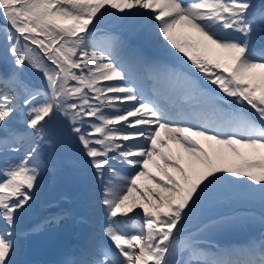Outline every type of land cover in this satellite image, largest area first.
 Segmentation results:
<instances>
[{
    "label": "snow or ice",
    "instance_id": "6c2138e0",
    "mask_svg": "<svg viewBox=\"0 0 264 264\" xmlns=\"http://www.w3.org/2000/svg\"><path fill=\"white\" fill-rule=\"evenodd\" d=\"M0 17V264H22L19 222L62 170L90 178L95 216L65 264H264V232L203 239L236 217L185 229L227 187L264 207V0H0ZM110 18L186 60L162 77Z\"/></svg>",
    "mask_w": 264,
    "mask_h": 264
},
{
    "label": "rangeland",
    "instance_id": "374dc122",
    "mask_svg": "<svg viewBox=\"0 0 264 264\" xmlns=\"http://www.w3.org/2000/svg\"><path fill=\"white\" fill-rule=\"evenodd\" d=\"M3 23V18L0 17V24ZM108 27L111 30L122 34L128 42L129 39L132 38V36L128 33L129 30L127 26H118L117 24H115L114 20H111V18ZM210 59H215V57H211ZM37 77L38 74L31 72V70L26 73L27 79L32 80L36 84H39L40 80L37 79ZM127 131L132 130L127 129ZM241 151L243 152V150ZM66 155L77 160L80 159V155L77 151H75V149L70 150L68 153H66ZM125 171H128V169H125ZM62 172L63 170L58 171L55 174H49L44 178L40 189L41 195L39 194L38 198L35 200L36 203L32 204L31 209L27 213H32L28 218H39L42 216V214H46V210L49 208L51 209L50 212H56L55 214L68 212L71 214L70 218L61 220L59 223L55 222L54 220H51L47 224L45 223L39 232L33 233L34 235L31 237V240H28L29 238H27L26 240L23 239L24 241L22 240L21 243L24 247H21L20 253L21 250H23L24 252L26 250L28 251L31 248L30 250H32L33 253L40 255V253L42 252L40 251L39 246H41V248L45 245L47 246L46 243L48 241H46L45 239H39L44 236L49 241H51L53 239L51 237L53 236V234H47V231H53L55 227L54 225H56L57 227L55 229H61V231H64V229H68L71 226L80 229L81 226L79 224L81 223L79 218L87 217L86 213L88 209L91 208L90 198L92 197V193L89 190L90 178H88L83 172L79 174V178H77V176L74 174L73 178L82 186V191L77 195H71L70 197L66 193L65 188L59 183ZM40 198L43 199V204H40V206H38L37 203ZM61 202H63L64 207H62V209L60 208L59 211L61 212H59L56 207L59 206ZM39 208L40 210H38ZM222 216L236 217L237 221L230 225H213L212 227H210L203 233V239L206 243L215 244L220 247L243 245L253 238H259L261 232H264V222H262L261 219L262 217H264V207L261 206L259 194L254 191H249L248 189L232 187L218 190L213 201L210 204L206 205L202 210L198 211V213L186 224L185 229L188 232L195 233L199 228L208 223L211 219H217ZM48 217H51V215ZM84 225L89 226L88 224ZM24 254L25 253L19 254L18 259H20ZM39 257L42 258L41 255Z\"/></svg>",
    "mask_w": 264,
    "mask_h": 264
},
{
    "label": "bare ground",
    "instance_id": "6f19581e",
    "mask_svg": "<svg viewBox=\"0 0 264 264\" xmlns=\"http://www.w3.org/2000/svg\"><path fill=\"white\" fill-rule=\"evenodd\" d=\"M114 22L118 26L122 25V26H127L128 27V30H129L128 33L132 36V38H130L129 40L136 43V45L134 47H136L139 50H141L142 52L146 53L152 60H154L156 62V65H157V69L156 70L159 73V75H161L162 77L171 68L179 66V62L177 61L176 56H180V57H182L183 59L186 60V57H183L181 53H176V55L173 56L167 50L161 48L156 43V37L155 36L149 38V37L145 36L139 29H136V28L132 27L131 25H129V24L123 22V21L114 20ZM174 35H175V38L181 43H185V42L192 43V44L196 43V35L191 29H188V28L180 29V28H178L174 32ZM172 52H175V50L172 49ZM209 58H211V57H209ZM106 83H108V82H106ZM128 143H132V142L130 141ZM243 151H247V150H243ZM149 171L154 173L153 175L156 176L157 180H160L161 182H163V177L158 172H156V170L154 168L150 167ZM138 186L143 189L145 187H154V184L151 181H149V180H141V181H138ZM42 200L43 199L40 198V200L38 201L39 203H37L38 206H40V204L41 205L43 204ZM35 203H36V201L33 204H35ZM62 207H64L63 202H61L59 204V206L56 207V209L59 210L60 208L62 209ZM50 210L51 209H49L48 212L46 214L44 213L43 215H45V217L49 216L48 213H49ZM86 215H87V217L90 220H94L95 219V216L93 215L92 207L88 209ZM21 222H23V218H21V220L19 222V225H20ZM79 225L81 226L80 229H77V227H74V226L72 227L71 226L68 229H64V231L63 230L61 231V229H55L57 227H56V225H54L55 227H54L53 231H51V232H50V230L47 231L48 232L47 234H51V235L53 234V236H51L53 239L51 241H49L44 236H42L41 239H39V240L45 239L46 241H48L46 243L47 246L45 245L42 248H41V246H39L40 247V251L42 252V253H40V255L42 256V260H38V257L40 255H37L36 253H33V251L30 250L31 248L28 251L27 250L24 251L23 253H26V254H28V256H31V257L35 256L37 258V261L40 262V264H43V262L46 261V260L50 261L53 258H56V262L58 264H65V259L66 258L69 259L70 256L69 257L66 256L64 251L66 250V253H67V251L70 250V248L72 246V242L74 241L73 237H72L73 233L75 235L77 234L78 237L81 238V231L86 230V231H88V233L90 231V227L89 226H85L84 223H81ZM83 225H84V227H83ZM19 229H20V226H19ZM32 234H33V232L29 235V239L28 240H31ZM85 237L86 236H84V238H82V239L84 240ZM21 242H22V239H19L20 249H21V247H24ZM38 242H40V241H38ZM42 242H44V241H42Z\"/></svg>",
    "mask_w": 264,
    "mask_h": 264
},
{
    "label": "water",
    "instance_id": "95a60500",
    "mask_svg": "<svg viewBox=\"0 0 264 264\" xmlns=\"http://www.w3.org/2000/svg\"><path fill=\"white\" fill-rule=\"evenodd\" d=\"M74 174L71 170L63 171L62 176L60 177V182L64 186L67 193L71 196L77 194L82 190V186L73 178Z\"/></svg>",
    "mask_w": 264,
    "mask_h": 264
},
{
    "label": "trees",
    "instance_id": "16d2710c",
    "mask_svg": "<svg viewBox=\"0 0 264 264\" xmlns=\"http://www.w3.org/2000/svg\"><path fill=\"white\" fill-rule=\"evenodd\" d=\"M242 191H244V190H242Z\"/></svg>",
    "mask_w": 264,
    "mask_h": 264
}]
</instances>
